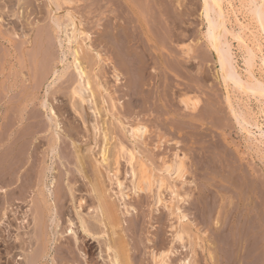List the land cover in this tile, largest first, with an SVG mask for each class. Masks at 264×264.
<instances>
[{
    "label": "rangeland",
    "instance_id": "obj_1",
    "mask_svg": "<svg viewBox=\"0 0 264 264\" xmlns=\"http://www.w3.org/2000/svg\"><path fill=\"white\" fill-rule=\"evenodd\" d=\"M44 1L45 0H21V2H19V5L15 8L16 15H19L20 11L25 12L27 21L29 22L28 28L30 30L28 32H31L33 35L36 33L35 31L38 29V27L44 25L45 23H47L46 21H48V7L44 5ZM111 1L112 3L109 0L110 4L108 3V12H106V14L109 13V15H107L108 17H106L107 22H110V24L115 23L117 21V18H115V14L116 16L120 15V17L122 18L121 21H125V35L129 39L133 36L134 38H136L137 35V39H139L141 46L143 47L139 48L140 55H142L141 57L145 60L150 59L148 61L151 64L149 67L143 69L140 73H138L139 75L134 73H127L125 78L119 83L113 76V70L109 65H104L103 62L99 67V74L100 77H102L101 80L103 82H107V85L109 87V91L104 94V96L106 95L105 98L107 100V106L110 109L109 115L107 114V116V111L104 112L105 110L102 109V97L100 91L97 89V82L94 80L93 84L94 89L99 94L97 95V100L99 99V107H101V113L98 116L99 121L101 120L103 122L104 119L107 120L106 126L108 127L107 131L110 140L111 160L109 159V164L105 165L102 164L99 160V147L101 138L99 137L98 133L99 142L97 144L93 142V136L95 135L94 137H96V130H94L92 122L96 117L94 112L92 110H89V115H87L86 117L87 119L85 124L84 120L80 118L79 115L75 112H73L70 117L68 113L65 112V109L59 110L61 104L63 103L62 98L68 100V97H60L58 94V99L60 100V102H58V100L55 99V97L50 93L51 89L48 87L51 78L45 81L46 83H44L42 89H39L36 92V104L33 103L28 108L29 110L31 109L30 111L28 110V115L30 113L32 116V118L30 117L31 121L30 119L26 118L23 123H20L18 125L16 124L13 127L15 129L13 132L14 136H9L7 133V135H5L4 133H2L3 135H0L1 137H6L5 141H3V145L0 148V153L7 148L6 151H8L7 154L9 156L10 152L17 154L16 150L20 147L19 144L21 143L22 147L20 148H22L23 150L20 148L19 149L23 152H19L18 149V154L21 153L20 157L16 159L17 161L13 160L12 162H18L15 165H19L21 164V162L22 164H24V166L18 169L19 171H15V174H18L12 176L13 178L10 176L14 173L8 175L9 177L7 176V178H12L14 180L17 179L16 177H20L17 183L7 185L5 184V182L7 183V181H3L6 179V177L0 178V183L2 184V182H4L3 185H5L3 186L0 184V206L3 207H0V249L5 250V252L0 250V264H16L17 262L18 264H24V261L26 260L25 256H32L35 253L34 250L36 248L38 250L42 248L40 243L38 244L36 240L31 238L35 233L33 224L28 229L26 228V225L24 227V224L27 223L26 221L24 223L23 211L27 210L26 208L27 206L29 207V205L30 207L28 209H31L33 200L35 199L34 197L36 196L35 194H37V191L40 190V187L38 185L40 172H42V169L48 165L50 170H48L49 168L45 170L44 182L49 183V181L51 182L52 179H55L54 185H57L61 180L64 181H61L60 184H58V186L60 185L62 188L59 186L61 188L60 189L56 186V190L60 189L61 193L66 195L68 199L67 200L65 196H63L64 198L62 199L63 205L65 206L64 210H68V214H64V216L62 215V218H59L60 225L57 227V231L56 229L54 230L55 233L57 232V236L55 235L57 243L55 246L56 250H53L52 256L55 257L56 264H107V257L105 256L106 254H103V252L106 253V251H104V243H112L114 239H117L119 237L118 234L112 233V227L110 226V224H107V220L104 221L106 222V224L103 225V227H105V229L108 231L107 234H96L95 236L97 238H95V236L94 238H92V235L88 236V234L84 232L81 226V218L84 220L89 219L90 223L91 221H94L92 222V224L97 223V226H101V224L94 218V215L96 214L94 212V209L91 207V209L89 208L88 211L89 205L93 204L95 200V195L87 191L89 188L88 182L90 177L92 176L94 178H97L98 180L101 178V180H99L98 182V185L100 184L99 187L101 192L103 193V196H105L106 201L108 200L107 202H109L113 206V209L120 219V225L118 228H116V230L120 233V230L122 229L124 242L127 243L131 248V257L133 264H155V261L152 257V249H154L153 251L156 252V254L158 253L157 255H160V253L162 252V257H160L159 259H165V261L169 264H184L185 259L189 260V263L187 264H264V143L260 141L261 132H264V102L258 96H248L242 94L237 89H235L236 87L233 83H227L223 79L221 66L217 62L216 53L212 48H210V45L208 44V41L205 37V33L210 22V19L206 17L207 10L204 8L205 0H159L162 1L161 3L163 6H161L164 8L167 7L166 3H170L169 8H171L172 10L170 12L171 17L173 18H171V23L168 22L169 24H165L161 21L162 18L160 16H162L163 8H159L158 10V7H155L157 10L155 8H152L153 10H150L151 4L148 3V0H138L136 9L137 11L128 6L129 4L125 0ZM118 3L123 6V9L118 7ZM262 3L263 0H225V11L228 14V26L236 32L242 31L244 37L247 39V42L255 48V51L258 55V63L255 67V75L260 79H264V71L260 69L264 53L263 46L260 45L262 31H260V24L253 15L252 11L254 10V5L260 7ZM101 4L102 2L99 0H69L68 3H63V9L57 11V14L65 22L67 20V17L65 16L68 8L75 9V11H77L81 18L83 27L92 35V38L88 43H90V45H95V43H98V41H100L98 40L99 38L97 33V23L106 22V19L101 18V11L103 8L105 10V7L103 6L102 8ZM148 4H150V6ZM151 11L153 12V15ZM141 12L144 13L140 14ZM6 15L4 26H7L6 20L8 23L9 20H12V18L14 17L12 15V12ZM16 17L17 16H15L14 18ZM172 20L174 24L172 23ZM8 26H10V24ZM149 27L152 28L148 29ZM147 29L151 32L149 33V35L153 34V40L148 37ZM166 33L167 36H165ZM159 35L161 36V38ZM230 39L233 43V49L238 61L239 71L243 72L245 76V50L239 47L238 41L232 38V36H230ZM78 41L82 42L83 45L85 43L81 39H79ZM160 42L162 46L160 45ZM166 43L168 44L167 47ZM55 44L56 45L54 50L56 52V50L58 49L57 52H59L60 54L61 47L58 45L57 41L55 42ZM184 44H189V46L193 47L194 49L191 53L195 56V58L192 55H189V68L185 69L184 65L180 64L183 66V68L180 65L178 67L176 66V71L175 69L174 71L169 68L166 69L164 67L165 62H171V64L173 62L175 64L176 61H179L178 59H175V57H173L171 54H169L171 53L170 50H172L173 48L174 50L176 49L175 51L177 55L179 54L178 58L182 60L180 52L181 47ZM84 46L86 47H84L86 49L84 50L87 52L89 49L87 48L86 44ZM146 46H149V48H146ZM150 50L153 52L151 53ZM142 52L145 54L143 55ZM82 53H84V51ZM149 53L151 55H149ZM86 54V56L91 57L90 55H88L89 52ZM28 55L30 56V53L23 57L18 53L14 57H12L13 59H15L13 62L14 66L11 70V79L13 83H17L19 84V86L15 87L14 91L9 95V97L11 96V100H14V111L9 113L8 118L1 120V123L3 125H9V123L11 124L17 117L18 114L15 110L19 98L21 97L20 94L22 95V92H24L25 89L28 93H33L34 80L29 79L25 83L21 82L22 72L26 73L29 71L31 75L34 72L32 65L34 64L35 56L33 53H31V58ZM20 56L22 57V59ZM151 56H153V59ZM89 61L93 60L91 59ZM90 63L91 62H89L88 64L92 66L89 67L88 65V67L91 70L94 64ZM180 67L182 70L180 69ZM91 72L93 73L92 70ZM28 77L30 78V76ZM196 80L198 82H196ZM185 91L187 92V96H189L190 101L191 99L194 100L195 97H199V99L201 100L198 109L192 110L189 108V110L186 112L188 117L183 116L185 110L183 105L179 102L180 98L178 97L180 95V92ZM16 95L19 96H17L16 98ZM226 95H229L231 97L234 108L239 114V118H235L232 109L227 106L228 102H225L227 101ZM45 99L50 102L48 110L45 109L46 104H44V106L40 104V101ZM213 103L219 109H217L216 107H212L214 106ZM68 105L70 109V102L68 103ZM50 106L55 108L57 113L56 117L59 119L61 128H56L54 127L53 123L51 124L52 121L49 119L54 120L57 118L53 113H51ZM32 107H34V109ZM215 108L217 110H215ZM228 108L230 110H228ZM166 111L168 112V114ZM37 113L39 115H37ZM11 115L13 116L10 117ZM36 115L40 117H37ZM244 118L249 123L246 124V126L250 130H252V132L249 134L248 131L243 128ZM255 120H257L263 130L258 129L254 125ZM29 121L34 124L38 122V124L36 123V125L33 126V124H31ZM39 121L42 122L39 123ZM185 121H187V123ZM44 123H46L47 125H44ZM139 123L145 124L149 131L146 134L142 135V138L137 137V139L134 137L133 129ZM24 124H26V126L28 125V128L30 130L29 132L27 131L28 128ZM31 126L33 128L30 129ZM22 128L26 131H20ZM34 131L37 134L32 138L31 134ZM25 133H29L30 135L26 136ZM57 135H59L58 137L60 138L58 139L59 153L56 157H53V154L50 151L51 149L49 147V143L51 139ZM15 136L16 138L14 139ZM41 136L43 138H41ZM60 136L64 138L62 139ZM257 136L259 140H256ZM17 137L22 138H20L19 140V138L17 139ZM70 137L72 140L70 139ZM12 138L15 140V142L19 140L16 143L14 142V144L16 145L15 146L13 144V146H15L14 148L12 147V142L10 141L13 140ZM28 139L30 141H28ZM25 140L31 145L29 143L25 145L27 143L25 142ZM74 140L75 142H73ZM23 141L24 143H22ZM64 142L66 144H64ZM8 143H10V145ZM60 144H64V147ZM67 144L69 145V147H67ZM79 145L81 146V153L82 155H84L88 167H90L88 172H80L76 167V157L74 153ZM122 145L125 146V149L123 150V152L121 151L122 157L119 159V163L116 164L114 160V154L119 151V148H121ZM23 146L25 149L23 148ZM28 146L30 147L26 149V147ZM134 147H137L138 150L140 149L143 157L145 155L149 159L147 160V158L144 157V160H146V165L147 163H149L147 166L150 169L152 168L153 171L155 170L153 172L155 176L154 178L157 177L164 179L161 186H158V182L156 181L157 183L155 184V187L153 186L148 190H134V187L132 185L130 166L127 162L129 158L128 150L131 148L133 149ZM34 148L36 149L35 151ZM176 151L184 155L186 171L184 177L182 178H176L175 175H168L171 177V179L173 178L171 180L170 177L168 178L167 173L165 174V172H162V166L164 161L171 160ZM32 152L34 155L32 154ZM111 152H113V154ZM1 154L3 155V158L5 157L4 159L1 157ZM1 154L0 158L2 160H0V166L3 165V160L5 162L4 164H10V162H8L9 156L5 155V151ZM32 155L35 157L34 159L32 158ZM72 156L74 157L72 158ZM96 157L98 158L96 159L97 161L95 160ZM69 159L71 163L69 162ZM71 159L74 161H72ZM33 164L35 167H33L32 169ZM42 165L44 166L42 167ZM117 168L118 172L116 171ZM103 169L106 170L104 171ZM112 169L118 173V176L123 182L122 195L119 192V186L115 182L116 177L113 174L115 172ZM78 173L80 175L77 176ZM53 174L55 175L53 176ZM62 175L64 177H62ZM69 175H72V178H70ZM73 176L75 178L78 177V183L76 185L80 188V190L76 191V194H83V196L85 197L83 200V207L78 208L79 210H77V207H75L78 203H76V198L72 197L68 184L70 183L71 179H74ZM22 179L25 181V183L28 181V187H25V183L22 181ZM22 182L24 183V187L26 189L24 187H21V190H19L18 187L19 185L23 184ZM1 186L6 189H1ZM11 191H13L15 194H12ZM17 191L19 194L16 193ZM19 191L24 193L22 197L16 196V194H22ZM6 192L8 193L6 194ZM10 194H12L13 198L12 196L10 198ZM86 196L88 198H86ZM73 198H75V201ZM15 203L19 205V208ZM12 205L15 206L13 207ZM68 207L70 208L68 209ZM21 209H23V211ZM77 211L81 213H77ZM89 212L92 213L88 214ZM79 214H81V216ZM68 215L73 217L72 219L74 220V224L72 225L74 232L72 233L66 231L67 226H69L70 224L68 222ZM180 215H185V217L182 216V218L184 219H179L178 217ZM230 217L232 221L234 220L233 222L230 220ZM1 218H3L2 222ZM11 222L14 224H12ZM6 223H9V225L11 224L10 227H8L9 225ZM48 223H51L50 220L48 221ZM250 225L254 226L256 229L253 233L255 237L252 236V239L247 240L246 234H248L247 229H249ZM184 227L189 228V234L186 235L185 240L182 242L180 240L174 239L176 230L182 229ZM51 229L53 231L52 227L49 229V231ZM63 231L64 233H62ZM10 234L13 235L11 236ZM67 236L69 237L67 238ZM8 241L11 242V246L10 242ZM13 243L16 245L15 247H12ZM235 243H239L238 246ZM72 244H74V246ZM11 248L12 250L10 254H6L7 251ZM238 249L241 252H239ZM162 250L165 251V254ZM32 252L34 253L32 254ZM12 254L14 255V257ZM21 255L23 259H19ZM52 256H50L48 260L50 259L51 261ZM165 256L167 257L165 258ZM42 264L46 263L43 262Z\"/></svg>",
    "mask_w": 264,
    "mask_h": 264
},
{
    "label": "bare ground",
    "instance_id": "obj_2",
    "mask_svg": "<svg viewBox=\"0 0 264 264\" xmlns=\"http://www.w3.org/2000/svg\"><path fill=\"white\" fill-rule=\"evenodd\" d=\"M35 1V0H34ZM87 1V0H86ZM98 1V0H97ZM102 2V8L103 6L105 7L102 9V13H101V18L102 19H106V22L104 23H97V33H98V43H95V45L88 43L91 38L92 35L91 33H89L84 27H83V23L81 21V18L79 16V14L77 13V11H75V9L73 8H68V10L66 11V16L67 17V22L63 21L62 18L60 16H58L57 11L63 9V3H68L69 0H45L44 5L48 7V15H47V19L48 21H46L47 23H45L44 25H38L40 27H38V29L35 31L36 33L33 35L31 32H28L30 29L28 28L29 22L27 21V16L25 14L24 11H20L19 15H16L15 12V8L19 5V2H21V0H0V135H3L2 133H4L5 135H9L12 136L13 132H14V126L20 123H23V121L28 118L31 121V114L28 112L31 110H29L28 108L30 107L31 104L35 103L36 104V92L39 89H42V86L44 85V83H46L45 81H47L49 78H51L50 82H49V88L51 89V94L55 97V99L58 100V102H60V100L58 99V94L60 97L63 96H67L68 100L65 98H62V104L60 109H65V112L68 113V115L70 116L73 112H75L76 114L79 115L80 118H82L84 120V124L86 123V117L87 115H89V110H92L94 112V114L96 115V117L93 119V126H94V130H96V137H94V133H93V138H94V143H98V133H99V137L101 138L100 141V150H99V160L102 164H109V159H110V140H109V135H108V131H107V120L104 119L103 122L100 120L99 121V114L101 113V107H99V99L97 100V95H99L97 93V91L94 89V80L97 82V86H98V90L101 93V97H102V109L105 110L104 112L107 111V114L109 115V108L107 106V100L104 96V94L106 92L109 91V87H108V83L107 82H103L101 80L102 77H100L99 74V67L101 66V64L104 62V65H109L110 68L113 70V76L115 77L116 81L119 83L120 81H122L127 73H131V74H137L140 73L143 69L149 67L151 64L148 60H145L144 58H142L140 55V51L139 48L142 47L141 43L139 41V39H137V35L136 38L131 37L130 39L125 35L126 33H124L125 30V21L122 22L121 21V17L120 15L115 14V18H117L115 21V23L110 24V22H107V15H109V13L106 14V12H108V6L110 4V2L112 3V1L110 0H99ZM117 1V0H115ZM130 6L132 7L134 10L137 9V1L138 0H125ZM151 4V9L153 10L155 7L159 8H163L162 11V16H160L162 19L161 21L165 24H169L168 22L171 23V8H169V4L170 3H166L167 7H162V1L159 0H148ZM169 1V0H168ZM74 2V1H73ZM72 3V2H71ZM109 3V4H108ZM92 4V3H91ZM150 4H148L150 6ZM43 5V6H44ZM90 5V4H89ZM117 5H119L118 7L122 8L123 6L118 3ZM147 5V6H148ZM162 5V6H161ZM172 5V4H171ZM26 6V5H25ZM117 7V8H118ZM67 8V7H66ZM139 8V7H138ZM141 8V6H140ZM148 8V7H146ZM153 8V9H152ZM204 8L207 10L206 12V17L210 19V22L208 24V28L206 30L205 33V37L208 41V44L210 45V48H212L214 50V52L216 53L217 56V62L220 64L221 66V71H222V75H223V79L228 83L231 82L235 85V89H237L239 92H241L242 94L248 95V96H258L260 97L261 100H263L264 102V79H260L255 75V67L257 65V53L255 51V48L252 47L248 42L247 39L244 37L242 31H234L233 29H231L228 26V19H227V13L225 11V0H205L204 1ZM111 9V8H110ZM123 9V8H122ZM156 9V8H155ZM253 15L255 16V18L257 19V21L260 24V31H262V37L260 38V45L263 46V51H264V0L263 3L260 7L258 6H253ZM117 10V9H116ZM115 10V12H116ZM143 10V9H142ZM157 10V9H156ZM122 11V10H121ZM137 11V10H136ZM147 11V10H146ZM145 11V12H146ZM12 12V15L16 18H12V20H9V22L7 23L6 20V25L4 26V22H5V15ZM19 12V11H18ZM17 12V13H18ZM124 12V11H123ZM152 12V11H151ZM22 13V14H21ZM139 13V11H138ZM144 12H141L140 14H143ZM161 13V12H159ZM158 14V13H157ZM173 14V13H172ZM175 14V13H174ZM153 15V12H152ZM156 15V14H155ZM159 15V14H158ZM7 16V15H6ZM10 16V15H9ZM144 16V15H143ZM146 16V15H145ZM8 17V16H7ZM100 17V16H99ZM147 17V16H146ZM145 17V19H146ZM46 18V17H45ZM151 18V17H149ZM157 18V17H156ZM11 19V18H10ZM101 20V19H99ZM111 20V19H110ZM44 21V20H43ZM146 21V20H145ZM150 21V20H149ZM156 21V20H155ZM112 22V21H111ZM176 22V21H175ZM148 23V22H145ZM160 23V22H159ZM173 23V20H172ZM10 24V26H8ZM150 24V23H149ZM174 24V23H173ZM148 25V24H146ZM168 26V25H167ZM145 27V26H144ZM154 27V25H153ZM174 27V26H173ZM33 28V27H32ZM152 27H149L148 29H150ZM162 28V27H161ZM176 28V27H175ZM147 29L148 32V37L151 38L152 40L154 39L153 34L149 35L150 30ZM163 29V28H162ZM168 29V27H167ZM172 29V28H170ZM177 29V28H176ZM34 30V29H32ZM158 30V29H157ZM161 30V29H160ZM164 30V29H163ZM171 31V30H169ZM173 31V30H172ZM33 32V31H32ZM157 32V31H156ZM175 32V31H174ZM153 33V32H152ZM172 33V32H171ZM155 35V32H154ZM164 35V34H163ZM170 35V33H169ZM129 36V35H128ZM160 36V35H159ZM167 36V33L166 35ZM164 36V38H165ZM173 36V35H171ZM175 36V35H174ZM177 36V35H176ZM230 36H232V38L236 39L238 41V45L241 49L245 50V55H244V63H245V76L243 74V72L239 71V66H238V61L237 58L235 56V52L233 49V43L232 40L230 39ZM147 37V36H146ZM157 37V34H156ZM161 38V36H160ZM163 38V39H164ZM172 38V37H171ZM176 38V37H175ZM79 39H81L84 43V45L86 44L87 48L89 49L87 52L85 51L86 47L83 45L82 42L78 41ZM157 40V39H156ZM167 40V37H166ZM175 40V39H173ZM263 40V41H262ZM58 42V45L61 47V53L59 54L58 49L55 52V42ZM150 41V40H149ZM171 41V40H170ZM158 42V41H157ZM173 44V43H172ZM147 45V44H146ZM154 45V44H153ZM156 45V44H155ZM161 45V42H160ZM157 46V45H156ZM162 46V45H161ZM168 46V44L166 43V47ZM171 46V45H169ZM85 47V48H84ZM149 48V46H146V48ZM158 47V46H157ZM164 47V46H163ZM104 48V49H103ZM143 48V47H142ZM151 48V47H150ZM159 48V47H158ZM170 48V47H169ZM60 49V48H59ZM85 49V50H84ZM147 50V49H145ZM149 50V49H148ZM152 50V49H151ZM150 50V51H151ZM161 50V47H160ZM169 50V49H168ZM176 50V49H175ZM174 50V48L171 51V54L173 57H175V59H178L179 61H176V63L174 64L172 62H165V68H169L171 70L175 71L177 70V67L180 64L184 65L185 69L189 68V55H192L194 58L195 56L191 53L194 49L193 47L189 46V44H184L181 47V52H180V56L182 57V60H180V58H178L179 54L177 55L176 51ZM84 51V53H82ZM144 51V50H143ZM168 51V52H170ZM89 52L88 55L86 53ZM146 52V51H145ZM153 51H151L152 53ZM19 55L21 54L23 57H25L27 54L30 53V58H31V53L34 54L35 56V61L33 66V74L31 75L28 72H22L21 73V77L22 83L27 82V80H34V88H33V93H28L25 89L22 95L20 94V98L18 101V104L16 106V112H17V117L15 118L14 122H12L11 124L9 123V125H3L1 123L2 119H6L8 118V115L10 112L14 111V104L13 101L11 100V96L9 97L10 93H12L15 89V87H18L19 84L17 83H13L12 79H11V70L14 66V59L12 57H14L16 54ZM147 53V52H146ZM142 54L144 55L145 53L142 52ZM149 55H151L149 53ZM147 55V56H149ZM170 56V55H169ZM21 57V56H20ZM28 57V58H29ZM153 59V56H151ZM192 57V58H193ZM207 57V56H206ZM148 58V57H146ZM22 59V57H21ZM93 60V61H89V60ZM30 60V59H28ZM91 62L93 65V67L91 68V70L93 71V73L91 72V70L89 69L90 66L88 63ZM175 62V60H174ZM193 62V61H192ZM20 63V62H19ZM29 63V62H28ZM90 63V64H91ZM30 65V64H29ZM28 65V66H29ZM89 65V67H88ZM191 65V64H190ZM194 65V64H192ZM31 66V67H32ZM177 66V67H176ZM182 66V65H180ZM16 67V66H15ZM30 67V66H29ZM24 68V67H23ZM183 68V66H182ZM32 69V68H30ZM168 69V70H169ZM181 69V67H180ZM261 70L264 71V53H263V58H262V63H261ZM182 70V69H181ZM8 72V73H7ZM180 72V71H179ZM189 72V71H188ZM93 76H92V74ZM10 74V75H8ZM168 74V72H167ZM204 74V73H203ZM202 75V74H201ZM30 76V78L28 77ZM169 76V75H168ZM189 77V76H188ZM193 78V77H192ZM200 78V77H199ZM205 78V77H204ZM196 79V78H195ZM202 79V78H201ZM137 80V79H136ZM198 80V79H197ZM196 80V82H198ZM105 81V80H104ZM195 81V80H194ZM203 81V80H202ZM197 84V83H196ZM200 84V83H199ZM226 84V83H225ZM172 85V84H171ZM187 85V84H186ZM198 85V84H197ZM96 86V87H97ZM173 86V85H172ZM188 86V85H187ZM233 86V85H232ZM169 87V86H168ZM227 87V86H226ZM177 88V87H176ZM180 88V87H179ZM216 88V87H215ZM229 89V88H228ZM16 91V90H15ZM17 92V91H16ZM48 92V91H46ZM176 92V91H175ZM134 93V92H133ZM173 93V92H172ZM231 93V92H230ZM17 94V93H16ZM177 94V93H175ZM173 94V95H175ZM180 94V95H179ZM178 95L179 102L183 105L185 113H183L184 117H188L187 116V111L190 109L192 110H196L199 107V104L201 102V100L199 99V97H195V99H189V96H187V92H180ZM217 94V93H216ZM227 94V93H226ZM229 94V93H228ZM172 95V94H171ZM19 95H16V98ZM47 96V95H46ZM50 96V95H49ZM169 96V95H168ZM167 96V97H168ZM177 97V98H178ZM227 97V101L228 105L230 107V109H232L235 118H239V114L237 112V110L234 108L233 102L231 97L228 95H226ZM13 98V97H12ZM166 98V97H165ZM14 99V98H13ZM171 99V98H170ZM175 99V98H174ZM226 99V98H225ZM169 100V99H168ZM167 100V101H168ZM172 100V99H171ZM17 101V100H16ZM15 101V102H16ZM56 101V100H55ZM70 102L71 107L69 109V105L68 103ZM49 103L47 99L40 101V104L42 106H44V104H46L45 109L48 110V106ZM117 103V102H116ZM170 103V102H169ZM212 104V103H211ZM16 105V104H15ZM169 105V104H168ZM214 106L212 107H216L215 104L213 103ZM208 106V105H207ZM39 107V106H38ZM159 107V106H158ZM34 109V107H32ZM72 108V110H71ZM170 108V107H168ZM217 108V107H216ZM219 109V108H217ZM37 109V108H36ZM228 108V110H230ZM29 110V111H28ZM153 110V109H152ZM223 110V109H222ZM50 111L51 113L54 114V116H57L56 110L54 107L50 106ZM167 112V111H166ZM33 113V112H32ZM34 114V113H33ZM32 114V115H33ZM48 114V113H47ZM168 114V112H167ZM166 114V115H167ZM37 115H39L37 113ZM36 115V116H37ZM13 115H11L10 117H12ZM93 116V115H91ZM114 116V115H113ZM165 116V115H164ZM169 116V115H168ZM167 116V117H168ZM31 117V118H30ZM35 117V116H34ZM33 117V118H34ZM40 117V116H37ZM71 117V116H70ZM78 117V116H77ZM78 117V118H79ZM157 117V116H156ZM216 117V116H215ZM57 118V117H56ZM75 118V117H74ZM114 118V117H113ZM37 119V118H36ZM40 119V118H38ZM77 119V118H76ZM8 120V119H7ZM51 120V124L53 123L54 127L59 128L60 122L59 119H49ZM78 120V119H77ZM186 120V119H185ZM12 121V120H11ZM29 121V122H30ZM43 121V120H42ZM42 121H39V123H41ZM189 121V120H188ZM244 124H243V128L246 129L248 131V134L252 132V130H250L246 124H249L247 122V120L244 118L243 119ZM91 122V121H90ZM91 122V123H92ZM187 123V121H185ZM31 124L36 125V123L38 124V122H36L35 124L30 122ZM220 123V122H219ZM28 124V123H26ZM26 124H24L26 126ZM29 124V125H31ZM43 124V123H42ZM46 123H44L45 125ZM221 124V123H220ZM40 125V124H39ZM47 125V124H46ZM254 125L260 129L263 130L261 128V126L259 125V123L257 122V120H255ZM70 126V125H69ZM78 126V125H75ZM225 126V125H224ZM246 126V127H245ZM22 127V126H21ZM28 128V125L26 126ZM41 127V126H40ZM49 127V125H48ZM219 127V126H218ZM228 127V126H227ZM230 127V126H229ZM33 128L32 126L30 127V129ZM36 128V127H34ZM43 128V126H42ZM61 128V127H60ZM182 128V127H181ZM41 129V128H39ZM38 129V130H39ZM71 129V128H70ZM25 129H21L20 131H23ZM33 130V129H32ZM35 130V129H34ZM45 130V129H42ZM92 130V129H91ZM10 131V132H9ZM26 131V130H25ZM28 132L30 131L29 128L27 130ZM37 131V130H36ZM57 131V130H55ZM73 131V130H72ZM75 131V130H74ZM148 128L145 124L143 123H139L134 129V137H141L142 135L146 134L148 132ZM35 132V131H34ZM32 133L31 136L32 138L36 136V132ZM40 132V131H39ZM67 132V131H66ZM261 132V131H260ZM7 133V134H6ZM27 133V132H26ZM25 133V134H26ZM71 133V132H70ZM21 134V133H19ZM23 134V133H22ZM61 134V133H60ZM59 134V135H60ZM68 134V133H66ZM73 134V133H72ZM16 135V134H15ZM18 135V132H17ZM24 135V134H23ZM30 135L29 133L26 134ZM48 135V134H47ZM54 136L50 143H49V147H50V151L53 154V157H56L59 153L58 151V139H60L58 136ZM76 135V134H75ZM217 135V134H216ZM14 136V135H13ZM21 136V135H20ZM25 136V135H24ZM43 136V135H42ZM41 136V138H43ZM69 136V135H67ZM30 137V136H29ZM61 137V136H60ZM66 137V136H65ZM255 137V136H254ZM264 132H261V139L260 141L264 143ZM5 136L1 137L0 136V148L3 145V141H5ZM16 138V136L14 137V139ZM22 138V137H17V139ZM37 138V137H36ZM39 138V137H38ZM47 138V137H46ZM62 138V137H61ZM64 138V137H63ZM62 138V139H63ZM73 138V137H72ZM95 138H96V142H95ZM142 138V137H141ZM10 139V138H9ZM13 139V138H12ZM13 139V140H14ZM25 139V138H24ZM30 139V138H29ZM28 139V141H30ZM71 139V137H70ZM138 139V138H137ZM136 139V140H137ZM259 140L258 136L256 137V140ZM10 140L12 142V147L14 148L16 145L14 144L15 140ZM18 140V141H19ZM22 140V139H21ZM44 140V139H43ZM72 140V139H71ZM8 141V140H7ZM9 141V142H10ZM16 141V142H18ZM32 141V140H31ZM15 142V143H16ZM25 142H27L25 140ZM33 142V141H32ZM61 142V140H60ZM69 142V141H68ZM75 142V140L73 141ZM79 142V141H78ZM24 143V141L22 142ZM29 142H27L25 145H27ZM44 143V142H43ZM10 145V143H8ZM13 144L15 146H13ZM30 144V143H29ZM64 144H66L64 142ZM63 144V145H64ZM75 144V143H74ZM257 144V143H256ZM259 144V143H258ZM24 145V146H25ZM31 145V144H30ZM38 145V144H37ZM36 145V147H37ZM61 145V144H60ZM61 145V146H63ZM68 145V144H67ZM135 145V144H134ZM20 147L21 143L19 144ZM23 146V148H24ZM5 147V145H4ZM7 147V146H6ZM18 147V146H17ZM19 147V148H20ZM30 146L26 147L29 148ZM35 147V148H36ZM42 147V146H41ZM64 147V146H63ZM66 147V145H65ZM69 147V145L67 146ZM72 147V146H71ZM133 147V146H132ZM138 147V146H137ZM137 147H134L133 149H129V158L127 160L129 166H130V172L132 175V185L134 187V190L136 189L137 191H143V190H148L151 187H155V184L158 182V186H161L163 184L164 179L163 178H154V171L153 169L149 168L147 165L149 163H147L146 165V160H144V157H146L144 155L141 154L140 149L138 150ZM16 150L17 154L14 153H9L10 156L7 154L8 151H5V155L9 156L8 157V162L7 164H4V160H3V167L0 166V178L2 177H6L5 180L3 181H7V183L5 182V184L7 185H12L14 183H17V181L19 180L18 177H16L17 179L14 180L12 179L16 172L15 171H19L18 169L21 168L22 166H24V164H17L15 165V161H17L16 159L20 157V154H18V149ZM34 148V151L36 150ZM60 148V147H59ZM261 148V147H260ZM9 149V147H8ZM22 149V148H20ZM19 149V152H23L22 150ZM25 149V148H24ZM33 149V148H32ZM75 149V148H74ZM125 149V146L122 145L121 148H119V151L116 152L114 154V160L115 163L118 164L119 163V159L122 157L121 155V151L123 152V150ZM3 150V149H2ZM30 150V149H28ZM39 150V148H38ZM60 150V149H59ZM227 150V149H226ZM2 151V152H4ZM15 151V150H14ZM49 151V153H50ZM71 151V149H70ZM140 151V152H139ZM1 152V153H2ZM13 152V151H12ZM81 146L79 145L76 148V151L74 153L75 157H76V167L78 168V170L80 172H88L89 168L86 162V159L84 157V155H82L81 153ZM0 153V154H1ZM27 153V152H26ZM35 153V152H34ZM70 153V152H69ZM113 154V152H111ZM33 154V152H32ZM51 154V155H52ZM84 154V153H83ZM34 155V154H33ZM32 155V158L34 159L35 157ZM45 155V154H44ZM61 155V153H60ZM59 155V156H60ZM72 155V154H71ZM70 155V156H71ZM86 155V154H85ZM96 155V154H95ZM25 156V153H24ZM38 156V155H37ZM36 156V157H37ZM63 156V155H62ZM68 156V155H67ZM66 156V157H67ZM112 156V155H111ZM1 157L3 158V155L1 154ZM74 156H72L73 158ZM5 158V157H4ZM3 158V159H4ZM22 158V157H21ZM147 158V157H146ZM226 158V157H225ZM98 159L97 157L95 158V160ZM0 160H2L0 158ZM13 160H15L14 162H12ZM56 160V159H55ZM63 160V159H62ZM72 160V159H71ZM98 160V161H99ZM111 160V159H110ZM147 160H149L147 158ZM238 160V159H237ZM21 161V159H20ZM28 161V160H27ZM31 161V160H30ZM65 161V160H64ZM74 161V160H72ZM97 161V160H96ZM37 162V161H36ZM67 162V161H66ZM70 162V159H69ZM90 162V161H89ZM111 162V161H110ZM2 163V161H1ZM48 163V162H47ZM53 163V162H52ZM71 163V162H70ZM99 163V162H97ZM9 164V165H8ZM35 164V163H34ZM34 164L32 165V169L34 166ZM73 164V163H72ZM225 164V163H223ZM229 164V163H228ZM8 165V166H7ZM115 165V164H114ZM44 165H42L43 167ZM69 166V165H68ZM90 166V165H89ZM113 166V165H112ZM111 166V167H112ZM47 168H49V165L46 166L45 168L42 169V172H40V176H39V182L38 185L40 187V190L37 191V194H35L33 197L35 198L33 200V205L31 206V212L28 209L30 207L27 206V210L23 211V209H21L24 212V223L26 221L27 224H24V227L26 225V228L28 229L32 224L35 228V233L33 234V236L31 238H33L34 240H36L38 242V244L40 243L42 248H40V250H37L34 252H32V256H25V261L24 264H42L43 262H45L46 264H56L55 262V257L52 256V252L53 250H56L55 246H56V237L55 235L57 234V232L55 233L54 230L56 229L57 231V227L60 225V219L62 218V215L64 216L68 214V210H64V205H63V196L66 197V195H64L63 193H61L60 189L62 188L60 185V187L58 186V184H60V182H58L57 185L55 184V179L51 180V182H44V177H45V170H47ZM72 168V167H71ZM103 168V167H102ZM107 168V166H106ZM113 168V167H112ZM155 168V167H154ZM244 168V167H243ZM31 169V167H30ZM95 169V168H94ZM97 169V168H96ZM255 169V168H254ZM50 170V168L48 169ZM77 170V171H78ZM92 170V169H91ZM104 170V169H103ZM106 170V169H105ZM104 170V171H105ZM109 170V169H107ZM113 170V169H112ZM163 170V171H162ZM162 172H165V174L167 173V176L170 175H175L176 178H182L185 175V171H186V165H185V157L184 155L180 154L178 151H176L174 153V156L171 158V160H166L163 163L162 166ZM76 171V172H77ZM100 171V170H99ZM115 172V170H113ZM118 172V168L116 170ZM129 171V170H128ZM257 171V170H256ZM70 172V171H69ZM98 172V171H97ZM115 172L113 173L114 176L116 177L115 182L117 183V185L119 186V192L122 195V185L123 182L120 179V177L118 176V173ZM14 173V174H13ZM52 173V172H51ZM102 173V170H101ZM156 173V172H155ZM13 174V175H11ZM21 174V173H20ZM31 174V173H30ZM82 174V173H81ZM99 174V173H98ZM106 174V173H105ZM159 174V173H158ZM164 174V173H163ZM162 174V175H163ZM8 175H11L10 177L12 178H7ZM50 175V174H49ZM55 174H53L54 176ZM65 175V174H64ZM80 175L79 173L77 174V176ZM96 175V174H95ZM157 175V174H156ZM260 175V174H259ZM24 176V175H23ZM70 176V175H69ZM72 176V175H71ZM70 176V178H72ZM76 176V175H75ZM168 176V178L170 177ZM9 177V176H8ZM25 177V176H24ZM62 177H64L62 175ZM74 177V176H73ZM90 177V176H89ZM93 177V176H92ZM90 177L89 179V188H88V192H90L91 194L95 195V200L93 202V204L89 205L88 207V211L89 208L91 209V207L94 209V212L96 213L94 215V218L96 219V221H98L101 226H97L96 224H92L90 220H84L81 218V226L84 230V232H86L88 234V236L92 235L94 238V236L96 234H101V235H106L107 234V230L105 229V227H103V225L106 224L107 220V224L112 227V233L113 234H118L119 237L117 239H114L112 241V243H108L105 242L104 244V248L106 251V253L103 252V254L107 257L106 263L107 264H133L132 262V257H131V248L128 246L127 243L124 242V235L122 234V229L120 230V233L116 230V228L119 227L120 225V219L117 216L115 210L113 209V206L106 201L105 196H103V193L100 190V187L98 185L99 180H101V178L98 180L97 178H92ZM113 177V178H115ZM174 177V176H173ZM23 178V177H22ZM50 178V176H49ZM69 178V179H70ZM4 179V178H3ZM81 179V178H80ZM171 179V177H170ZM167 179V180H170ZM173 179V178H172ZM171 179V180H172ZM29 180V179H28ZM22 181L25 183V181L22 179ZM27 181V180H26ZM88 181V180H87ZM104 181V180H102ZM157 181V182H156ZM174 181V180H173ZM22 182V183H23ZM28 182V181H27ZM27 182L25 183V187L29 186L27 184ZM64 182V181H62ZM69 182V181H68ZM4 182H2L1 185H3ZM21 183V184H22ZM24 183L22 185H19V190H21V187H24ZM67 183V182H66ZM78 183V177H74V179L70 180L69 184V189L71 191V195L72 197L76 198V203L77 207L76 209L79 210L78 208L83 207V200H84V196L82 195H77L76 191L80 190V188L76 185ZM102 183V182H101ZM27 184V185H26ZM86 184V183H85ZM54 185V186H53ZM64 185V183H63ZM62 185V186H63ZM5 186V185H3ZM3 186H1V189H6ZM56 186L60 189L56 190ZM84 186V185H83ZM172 186V185H171ZM24 187V188H25ZM239 187V186H238ZM175 188V187H174ZM253 188V187H252ZM26 189V188H25ZM65 189V188H64ZM159 189V188H158ZM161 189V188H160ZM152 190V189H151ZM254 190V189H253ZM8 191V190H7ZM14 191V190H13ZM11 191L12 194H15L14 192ZM24 191V190H22ZM26 191V190H25ZM31 191V190H30ZM63 191V190H62ZM161 191V190H159ZM20 192V191H19ZM27 192V191H26ZM64 192V191H63ZM82 192V191H81ZM135 192V191H134ZM8 192H6L7 194ZM17 194L18 191L16 192ZM22 193V192H20ZM5 194V192H4ZM12 194H10V198L12 196ZM18 197H22L24 195V193H22L21 195H17ZM174 194V193H173ZM256 194V193H255ZM177 195V194H176ZM120 196V195H119ZM246 196V195H244ZM9 197V196H8ZM26 197V196H25ZM173 197V196H172ZM243 197V196H242ZM9 198V199H10ZM13 198V196H12ZM24 198V197H23ZM22 198V199H23ZM75 198L74 201H75ZM86 198H88L86 196ZM175 198V197H174ZM180 198V197H179ZM251 198V197H250ZM67 199V197H66ZM2 200V199H1ZM5 200V199H4ZM25 200V199H24ZM68 200V199H67ZM70 200V199H69ZM156 200V199H155ZM17 201V200H16ZM23 201V200H21ZM30 201V200H29ZM1 202V201H0ZM12 202V201H10ZM246 202V201H245ZM4 203V202H3ZM8 203V202H7ZM17 203V202H16ZM15 203V204H16ZM67 203V201H66ZM75 203V202H74ZM24 204V203H23ZM86 204V203H85ZM17 205V204H16ZM28 205V203H27ZM13 206V205H12ZM15 206V205H14ZM13 206V207H14ZM19 205H17L18 207ZM85 206V205H84ZM1 208H3L2 206H0ZM8 207V206H7ZM71 207V206H70ZM68 207V209L70 208ZM86 207V206H85ZM6 208V207H5ZM19 208V207H18ZM21 208V206H20ZM129 208V207H127ZM174 208V207H173ZM177 208V207H176ZM175 208V209H176ZM182 208V207H181ZM247 208V207H246ZM235 209V208H234ZM254 209V208H253ZM4 210V209H3ZM13 210V209H12ZM247 210V209H246ZM7 211V210H5ZM181 211V210H180ZM262 211V210H261ZM17 212V211H16ZM93 212V213H94ZM178 212V209H177ZM3 213V212H2ZM31 213V214H30ZM77 213H81L78 212ZM92 212H89L88 214H90ZM182 214V213H181ZM233 214V213H231ZM81 216V214H79ZM92 215V216H93ZM244 215V214H243ZM4 216V215H3ZM7 216V214H6ZM23 216V214H22ZM85 216V215H83ZM185 217V215H180L178 218H182ZM232 216V215H231ZM77 217V216H76ZM233 217V216H232ZM254 217V216H253ZM8 218V217H7ZM6 218V219H7ZM11 218V217H10ZM9 218V219H10ZM20 218V217H19ZM22 218V217H21ZM65 218V217H64ZM73 217L68 215V222L70 223L69 226H67V230L69 233L74 232L72 225L74 224V220L72 219ZM92 218V217H91ZM228 218V217H227ZM235 218V217H234ZM3 218H1V222ZM5 219V220H6ZM184 219V218H182ZM186 219V218H185ZM50 220L51 223H48V221ZM62 220V219H61ZM231 220V217H230ZM9 221V220H7ZM64 221V220H63ZM232 221V220H231ZM234 221V220H233ZM232 221V222H233ZM4 223V222H3ZM12 223V222H11ZM66 223V221H65ZM9 225V223H6ZM14 224V223H12ZM64 224V223H63ZM3 225V224H2ZM7 225V226H8ZM11 225V224H10ZM10 225L8 227H10ZM13 226V225H12ZM22 226V225H21ZM53 228L49 231V229L51 227ZM232 226V225H231ZM50 227V228H48ZM123 227V226H122ZM238 227V226H237ZM236 227V228H237ZM243 227V226H242ZM48 228V230H47ZM247 229V228H246ZM32 230V229H31ZM34 230V229H33ZM255 227L251 226L249 227V229H247V233L246 234V238L247 240L252 239L253 233H254ZM175 231V230H174ZM4 232V231H3ZM28 232V231H27ZM32 232V231H31ZM76 232V231H75ZM64 233V231L62 232ZM174 233V232H173ZM238 233V232H237ZM244 233V232H243ZM21 234V233H20ZM189 234V228L188 227H184L182 229H177L174 235V239L180 240V241H184L186 238V235ZM11 235V234H10ZM13 235V234H12ZM11 235V236H12ZM18 235V234H17ZM30 235V234H29ZM235 235V234H234ZM238 235V234H237ZM240 235V233H239ZM20 236V235H19ZM57 236V235H56ZM230 236V235H229ZM23 237V236H22ZM25 237V236H24ZM54 237V238H52ZM62 237V236H61ZM69 236H67L68 238ZM112 237V236H111ZM255 237V236H254ZM19 238V237H18ZM59 238V237H58ZM72 238V237H71ZM85 238V237H84ZM95 238H97L95 236ZM113 238V237H112ZM249 238V239H248ZM3 239V238H2ZM27 239V237H26ZM32 239V240H33ZM63 239V238H62ZM70 239V238H69ZM73 239V238H72ZM81 239V238H80ZM108 239V238H107ZM228 239V238H227ZM240 239V238H239ZM238 239V240H239ZM264 239V238H263ZM5 240V239H4ZM7 240V239H6ZM31 240V239H30ZM150 240V239H149ZM157 240V239H156ZM244 240V239H243ZM255 240V239H254ZM12 241V240H11ZM29 241V240H28ZM75 241V240H74ZM102 241V240H101ZM110 241V240H109ZM236 241V240H235ZM242 241V240H240ZM6 242V241H5ZM10 242V241H8ZM64 242V241H63ZM69 242V241H68ZM72 242V241H70ZM100 242V241H99ZM156 242V241H155ZM4 243V242H3ZM102 243V242H101ZM174 243V242H173ZM225 243V242H224ZM234 243V242H233ZM245 243V242H244ZM19 244V243H18ZM80 244V242H79ZM154 244V243H153ZM237 246L238 244L235 243ZM29 245V244H28ZM54 245V246H53ZM74 246V244H72ZM71 245V246H72ZM226 245V244H225ZM243 245V244H242ZM250 245V244H249ZM254 245V244H253ZM10 246H11V242H10ZM16 245L13 243L12 247H15ZM18 246V245H17ZM70 246V248H71ZM90 246V245H89ZM204 246V245H202ZM231 246V245H230ZM236 246V248H237ZM240 246V245H239ZM22 247V246H21ZM29 247V246H28ZM58 247V246H57ZM157 247V246H156ZM171 247V246H170ZM4 248V247H3ZM17 248V247H16ZM15 248V249H16ZM90 248V247H89ZM239 248V247H238ZM8 249V248H7ZM62 249V247H61ZM91 249V248H90ZM151 249V248H150ZM156 249V248H155ZM163 249V248H161ZM160 249V250H161ZM2 250V249H0ZM12 248L9 249L7 251L6 254H10ZM19 250V249H18ZM64 250V249H63ZM154 249H152V257L153 260L156 263H160V264H169L165 261V259H159L160 257H162V252L160 253V255H157L156 252L153 251ZM170 250V249H169ZM203 250V249H202ZM232 250V249H231ZM234 250V249H233ZM5 252V250H2ZM14 251V250H13ZM62 251V250H61ZM66 251V250H65ZM102 251V250H101ZM163 251V250H162ZM167 251V250H166ZM239 251V249H238ZM245 251V250H244ZM58 252V251H57ZM71 252V250H70ZM170 252V251H169ZM228 252V251H226ZM241 252V251H239ZM56 253V252H54ZM60 253V252H59ZM64 253V251H63ZM66 253V252H65ZM163 253L165 254V251H163ZM237 253V252H236ZM4 254V253H3ZM5 254V255H6ZM17 254V253H16ZM29 254V253H28ZM68 254V253H67ZM76 254V253H75ZM84 254V253H82ZM102 254V255H103ZM151 254V253H150ZM169 254V253H168ZM233 254V253H232ZM240 254V253H239ZM238 254V255H239ZM1 255V254H0ZM13 255V254H12ZM15 255V253H14ZM13 255V257H14ZM103 255V256H104ZM135 255V254H134ZM230 255V254H229ZM235 255V254H234ZM7 256V255H6ZM52 256L51 261L50 259L48 260V258ZM1 257V256H0ZM17 257V256H15ZM164 257V256H163ZM167 256H165L166 258ZM228 257V256H227ZM240 257V256H239ZM58 258V256H57ZM81 258V257H80ZM16 259V258H15ZM19 259H23L22 255ZM60 259V258H59ZM134 259V257H133ZM188 259V258H187ZM81 260V259H80ZM230 260V259H229ZM235 260V259H234ZM8 261V259H7ZM4 262V261H1ZM17 262V261H16ZM136 263V261H135ZM189 263V260H184V264ZM233 263V261H232ZM239 263V262H238ZM2 264V263H1ZM18 264V262L16 263ZM59 264V263H58ZM137 264V263H136Z\"/></svg>",
    "mask_w": 264,
    "mask_h": 264
}]
</instances>
